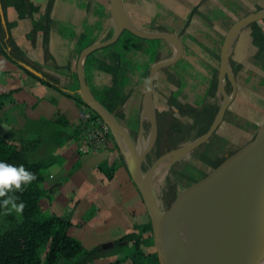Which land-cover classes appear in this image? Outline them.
<instances>
[{"label":"crops","instance_id":"obj_1","mask_svg":"<svg viewBox=\"0 0 264 264\" xmlns=\"http://www.w3.org/2000/svg\"><path fill=\"white\" fill-rule=\"evenodd\" d=\"M31 1L36 7L32 19L19 18L12 6L6 10L8 20L14 22L13 39L29 60L57 78L61 89L85 102L91 97L101 104L104 92L116 80L124 98L123 117L116 118L123 132L111 129L105 142L86 147L90 125L80 113L88 108L0 53V94L10 91L0 106V136L25 146L31 160L47 162L40 183L44 194L38 203L43 215H69L68 234L86 248L110 243L91 264H160L150 219L129 165L131 143L140 149L148 139L143 97L150 68L173 58L178 48L168 40L145 39L123 29L113 43L91 49L121 28L111 0ZM121 3L139 28L169 32L181 41L180 58L154 73L151 96L157 127L197 123L192 134L176 137L180 145L194 140L207 131L223 101L219 69L226 35L241 18L264 11V0ZM47 6L50 27L45 49L41 32L34 41L27 35L33 21L43 22ZM225 54L234 82L226 77L223 86L233 97L210 137L169 161L157 193L162 208L211 172L216 159H225L264 127V18L239 25ZM107 66L116 67L115 74ZM56 111L67 125L51 121ZM144 163L147 169V157ZM169 190L175 193L173 198ZM126 234L140 238L141 255L133 240L113 243Z\"/></svg>","mask_w":264,"mask_h":264},{"label":"water","instance_id":"obj_2","mask_svg":"<svg viewBox=\"0 0 264 264\" xmlns=\"http://www.w3.org/2000/svg\"><path fill=\"white\" fill-rule=\"evenodd\" d=\"M111 4L121 21V28L109 40L94 44L91 49L113 43L123 29L145 39L168 40L178 48L173 58L157 62L150 68L143 97V107L149 121L148 139L140 149L131 143L129 165V173L150 219L160 264H245L253 251L264 243V127L201 180L178 194L166 208L161 207L157 190L151 189L150 185L161 162L192 151L204 143L219 125L233 97V93L228 95L223 86L226 77L234 82L225 54L227 42L242 23L264 18V11L241 18L226 35L219 69V87L223 101L207 131L190 142L165 151L143 170L144 161L154 148L158 135L151 96L153 76L160 68L177 61L183 47L179 38L172 33L148 31L133 24L121 0H111ZM25 68L41 76L29 65ZM79 82L83 92H86L80 73ZM90 99V102L85 103L109 128L123 132L116 118L100 103L91 97Z\"/></svg>","mask_w":264,"mask_h":264},{"label":"trees","instance_id":"obj_3","mask_svg":"<svg viewBox=\"0 0 264 264\" xmlns=\"http://www.w3.org/2000/svg\"><path fill=\"white\" fill-rule=\"evenodd\" d=\"M0 6V53L11 62L17 64L27 74L68 96L74 97L77 102L88 108L93 115L100 117L85 103L81 96L61 89L54 75L42 71L37 64L29 60L11 36L10 29L14 22L9 21L7 18L6 10L8 6H12L15 9L19 18L32 19L36 11L32 1L0 0ZM49 27V6H47L43 22L33 21V27L27 36L31 41H34L35 35L41 32L43 47L46 49ZM26 65L35 69L41 76L31 73L25 68ZM106 69L115 74L116 67L107 66ZM9 93L10 91L0 94V106L4 102L3 98L7 97ZM123 99L120 85L116 80H113L111 87L104 92V100L101 101V105L115 118L121 119L123 117L121 109ZM51 121L63 125L68 124L67 119L59 111L53 114ZM197 126V123L187 126L172 123V125H168L163 130L159 127L153 149H160L153 157L150 156L151 152L148 154L147 164L150 165L155 158L165 151L179 146L181 143L176 140V137L192 134ZM0 159L11 164H23L36 174V179L25 186L23 192H16L19 200L24 202L22 213H16L15 210L8 211L5 206L0 205V264H91L110 245V243H103L92 248H86L68 234L67 229L71 225L69 215H43L38 203L40 197L44 194V189L40 187V183L44 178L43 170L46 167V161L31 160L28 157L25 146L21 143L10 142L3 136H0ZM223 160L216 159L213 162V167H217ZM143 167L146 169V163H144ZM169 191L171 192L169 198H173L175 193L172 190ZM130 240L135 241L137 255H141L140 238L134 234H126L113 243L118 244Z\"/></svg>","mask_w":264,"mask_h":264},{"label":"clouds","instance_id":"obj_4","mask_svg":"<svg viewBox=\"0 0 264 264\" xmlns=\"http://www.w3.org/2000/svg\"><path fill=\"white\" fill-rule=\"evenodd\" d=\"M35 179L36 174L23 164H11L0 159V205L5 206L8 211L22 213L24 202L19 200L16 192H23L24 187Z\"/></svg>","mask_w":264,"mask_h":264},{"label":"built area","instance_id":"obj_5","mask_svg":"<svg viewBox=\"0 0 264 264\" xmlns=\"http://www.w3.org/2000/svg\"><path fill=\"white\" fill-rule=\"evenodd\" d=\"M80 118L90 125L85 137L86 147L96 146L107 140L111 129L101 117H96L92 112L85 110L80 113Z\"/></svg>","mask_w":264,"mask_h":264},{"label":"bare ground","instance_id":"obj_6","mask_svg":"<svg viewBox=\"0 0 264 264\" xmlns=\"http://www.w3.org/2000/svg\"><path fill=\"white\" fill-rule=\"evenodd\" d=\"M171 159L167 158L163 162L159 164L157 169L155 170V173L153 175L150 188L153 189V187H159V185L162 183L166 168L168 166V163ZM171 231L173 232V227H171ZM245 264H264V243L259 245L251 254L249 259L246 261Z\"/></svg>","mask_w":264,"mask_h":264},{"label":"rangeland","instance_id":"obj_7","mask_svg":"<svg viewBox=\"0 0 264 264\" xmlns=\"http://www.w3.org/2000/svg\"><path fill=\"white\" fill-rule=\"evenodd\" d=\"M162 183L159 185V187H153L154 190H157V193H159Z\"/></svg>","mask_w":264,"mask_h":264}]
</instances>
